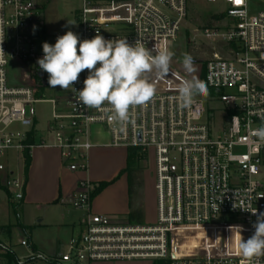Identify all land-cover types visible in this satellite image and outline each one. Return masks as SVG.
<instances>
[{
  "label": "built area",
  "instance_id": "obj_1",
  "mask_svg": "<svg viewBox=\"0 0 264 264\" xmlns=\"http://www.w3.org/2000/svg\"><path fill=\"white\" fill-rule=\"evenodd\" d=\"M189 1L84 0L77 14L81 40L99 33L106 40L127 39L149 50L157 44L173 51L185 33L188 49L209 47L208 54L195 59L202 66L199 79L208 86V107L195 99L190 108H181L179 79L169 74L156 84L155 98L133 109L130 121L121 126L110 122V113L104 110L107 105L87 108L73 90L48 85V73L37 63L44 55L43 43L52 44L42 0H0V158L8 159L11 152L17 160L20 155L24 158L28 133L36 127L35 106L49 103L48 135L53 143L43 141L40 147L59 149L70 171L86 173L88 154L95 146L93 129L101 128L108 136L106 147L137 149L146 162L152 155L157 200L154 226L92 215L94 186L82 180L70 205L88 212L87 220L67 253L47 257L24 237L14 245L9 231L1 228L0 254L5 259L15 254V246L30 251L24 261L16 258L12 264H264V256L245 262L237 254L239 232L234 227H241L246 241L255 232L257 216L264 213V143L253 136L264 125V0H207L225 6L212 17L217 24L187 34ZM193 33L202 35L208 44ZM11 62L23 66L18 85L10 82ZM171 70L179 77L186 75L182 62L174 57ZM88 74L85 70L74 83L77 92ZM44 89L61 92L62 97L46 99ZM15 124L19 130H11ZM1 173L6 176L0 184L11 202L21 203L24 175L4 165H0Z\"/></svg>",
  "mask_w": 264,
  "mask_h": 264
},
{
  "label": "clouds",
  "instance_id": "obj_2",
  "mask_svg": "<svg viewBox=\"0 0 264 264\" xmlns=\"http://www.w3.org/2000/svg\"><path fill=\"white\" fill-rule=\"evenodd\" d=\"M42 48L44 55L37 63L48 73L50 88L73 90L87 108L100 109L107 105L104 110L110 113V122L121 126L130 121L133 109L145 107L155 98L156 84L169 74L179 79L181 108H190L195 97L209 94L207 84L195 76L197 67L191 54H183L182 68L186 75L179 77L171 70L174 52L157 44L149 50L139 41L133 45L127 39L106 40L99 33L81 40L74 32L67 31L56 38L54 45L44 42ZM85 70L89 74L84 87L77 92L73 85ZM253 136L264 143V125L255 129ZM234 227L239 232L237 254L243 261L264 256V213L257 216L255 232L246 241L240 234L241 227Z\"/></svg>",
  "mask_w": 264,
  "mask_h": 264
},
{
  "label": "rangeland",
  "instance_id": "obj_3",
  "mask_svg": "<svg viewBox=\"0 0 264 264\" xmlns=\"http://www.w3.org/2000/svg\"><path fill=\"white\" fill-rule=\"evenodd\" d=\"M109 1V0H101ZM44 4V18L46 31L49 36L52 37L51 43H55V38L65 34L67 31H72L78 35V23L77 14L82 10L84 0H42ZM225 6L222 2L217 5H211L207 0H190L189 1V18L188 23L184 25V28L188 29L187 34L195 29H200L217 23L213 22V16L215 13L224 10ZM74 24H69V22ZM198 41L208 42L202 37V35H195ZM186 35L181 33L179 39L174 44L173 52L174 59L182 62L183 54L189 53L193 56L194 60L199 57L208 54L209 47L203 46L200 49L195 46H190L189 49L185 42ZM188 49V50H187ZM197 72L196 77H200L202 72V66L196 65ZM25 69V68H24ZM23 66L18 62H11L9 65L10 82L13 85H18L21 82V75ZM58 89H60L58 87ZM45 98L52 99L57 96L62 97V93L59 94L53 92V89L46 90ZM196 100L200 101L205 107H208L207 96H197ZM36 117L39 122L38 129L43 131L47 122L52 115V105L49 103H41L35 106ZM18 124H15L11 130H19ZM96 131H103L101 128H94L93 132L96 135ZM93 134V135H94ZM105 134V133H104ZM100 139V138H99ZM109 140H107V143ZM0 165H4L9 168L10 171L15 174H22L24 167L23 155H20L17 160V154L15 152L9 153L8 159L0 158ZM131 167H138L139 171L135 173V186L140 188L137 192L135 201L141 205L144 219L141 223L145 225L154 226L157 223V200H156V179H155V163L154 158L150 154L147 162L145 160L138 161L132 157ZM264 179V176L263 178ZM125 184V183H124ZM123 184V185H124ZM126 188V186L124 185ZM123 187V189H124ZM122 189V188H121ZM120 190V186L118 188ZM9 204L6 194L0 190V229L4 227L10 228L11 240L14 245H17L22 237L28 239V237L21 232L16 225L19 216L16 212L19 203ZM80 213L75 211L71 207L60 208H45V210L38 211L34 207L24 208V225L26 227H32L31 238L33 244L37 246V250L43 253L47 257H60L67 253L72 237L76 238L79 233L80 224L78 220ZM42 223H39L42 220ZM137 222V221H136ZM139 223V222H137ZM74 225V226H73ZM14 252L17 259L23 260L30 256V251L26 248L15 246ZM157 262V261H156ZM155 263V262H154ZM0 264H7L6 259L0 254ZM26 264H44L42 262H29ZM101 264H152L150 261H119L115 263H101Z\"/></svg>",
  "mask_w": 264,
  "mask_h": 264
},
{
  "label": "crops",
  "instance_id": "obj_4",
  "mask_svg": "<svg viewBox=\"0 0 264 264\" xmlns=\"http://www.w3.org/2000/svg\"><path fill=\"white\" fill-rule=\"evenodd\" d=\"M51 119L43 131L38 129L39 122L37 120L33 131L34 147L31 150L32 161L28 176L25 178L24 167L22 174H20L24 175L26 188L24 200L15 206L19 216L18 222L25 226V207H34L38 211L52 207H71L70 201L76 193L78 183L82 180H87L94 186L91 202L92 215L129 218L131 213L138 212L142 214L143 221L144 214L141 205L134 198L140 188H136L134 177L131 189L130 179L126 172L131 167V150L106 147L108 136L103 132L100 133V131H96V135L93 132L92 142L95 146L88 154V171L86 173L72 172L64 165L59 149L40 147L43 141L53 143L52 137L48 135ZM5 176L4 173H1L0 179L4 180ZM103 183H107L108 186L93 196L94 191ZM119 186L120 190H118ZM3 192L6 194L9 204L12 205L9 193ZM75 211L80 213L77 220L80 223L78 225L80 233V227L86 222L88 212L77 209ZM44 221L43 219L39 223ZM34 246L37 250V246L35 244Z\"/></svg>",
  "mask_w": 264,
  "mask_h": 264
},
{
  "label": "trees",
  "instance_id": "obj_5",
  "mask_svg": "<svg viewBox=\"0 0 264 264\" xmlns=\"http://www.w3.org/2000/svg\"><path fill=\"white\" fill-rule=\"evenodd\" d=\"M25 144L29 147L33 146L34 145V132L31 131L28 133V139L27 141L25 142ZM26 148L24 150V174H25V178H27L28 176V172H29V169H30V166H31V161H32V157H31V150L30 148ZM135 158L136 160L138 161H142L143 160V156L141 155L140 151L139 150H131V156H130V159ZM139 171V168L138 167H135V168H128L126 170V172L128 173V176H129V179H130V187L132 189L133 187V180H134V177H135V173H137ZM108 186L107 183H103L101 184L95 191H94V194L93 196H96L97 194H99L102 190H104L106 187ZM0 189L5 191L6 193H8L7 189H5L3 186L0 185ZM129 218L132 220V221H137L139 223L142 222V214L141 213H138V212H133L129 215ZM12 226V225H11ZM14 227H17L21 230V232L23 234H25L27 237H28V240L30 241V243L32 244V247L33 249L36 251V248L34 246V244L32 243V238H31V233L33 231V228L32 227H26V226H23L21 225L19 222H17V224L14 226ZM10 228L11 227H4L2 229H7L10 233ZM6 259L8 260V264H12L13 262L16 263V255L15 254H7L6 256ZM153 264H167L165 261H157Z\"/></svg>",
  "mask_w": 264,
  "mask_h": 264
},
{
  "label": "snow or ice",
  "instance_id": "obj_6",
  "mask_svg": "<svg viewBox=\"0 0 264 264\" xmlns=\"http://www.w3.org/2000/svg\"><path fill=\"white\" fill-rule=\"evenodd\" d=\"M236 2H237V3H240V2H241V0H236Z\"/></svg>",
  "mask_w": 264,
  "mask_h": 264
}]
</instances>
